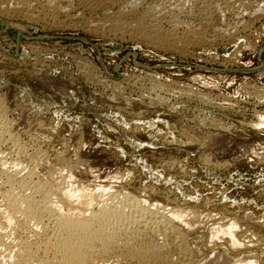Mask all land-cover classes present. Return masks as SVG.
Returning a JSON list of instances; mask_svg holds the SVG:
<instances>
[{
    "label": "rangeland",
    "instance_id": "obj_1",
    "mask_svg": "<svg viewBox=\"0 0 264 264\" xmlns=\"http://www.w3.org/2000/svg\"><path fill=\"white\" fill-rule=\"evenodd\" d=\"M12 1L0 4L12 10ZM176 2L170 0L171 12L161 16V24L167 35L177 37L178 48L115 32L109 23L108 28L105 15L107 10L117 15L114 7L93 11L76 0L69 14L61 13L56 21L42 14L39 4L32 12L34 22L20 12L0 13V97L14 106L20 123L42 125L14 127L27 143L24 156H15L13 145L0 141V161L5 162L0 169L18 166L20 176L34 169L54 184L69 172L57 165L56 157L66 146L71 165L77 173L83 171L74 175L79 184L89 171L93 179L87 175L85 181H93L83 180L86 186L99 182L114 193L136 182L141 194L146 191L143 196L150 193L147 199L157 197L168 209L175 201L212 220L248 215L264 222V14L243 30L250 12L245 0H213L219 11L212 23L202 19L200 4L185 1L194 12L188 16L178 12ZM260 5L253 12L263 10L264 3ZM150 19L146 22L153 25ZM174 20L192 23L203 39L189 37L184 25L174 27ZM44 150L49 159L42 157ZM96 171L99 179L92 175ZM109 175L117 178L112 181ZM2 201L0 192L4 210ZM1 214L0 234H11ZM4 252L0 247V259Z\"/></svg>",
    "mask_w": 264,
    "mask_h": 264
},
{
    "label": "bare ground",
    "instance_id": "obj_2",
    "mask_svg": "<svg viewBox=\"0 0 264 264\" xmlns=\"http://www.w3.org/2000/svg\"><path fill=\"white\" fill-rule=\"evenodd\" d=\"M1 1L3 3L7 0H0V2ZM15 1L14 3H16V6H11L12 10L10 8H3L7 3H4V5L0 4V13L16 14L20 12L18 14H21V17L34 22L35 16H33L34 13L32 12L35 4L40 5L42 14H48V16L50 15L52 19L56 21L61 13H68L70 11H68L69 7L72 9L71 4L76 0ZM78 1L82 2L85 7L87 6L93 11L105 7L116 8L117 11H115L118 13L117 15H114L112 11V13H108L110 10H107V15H105L106 26H108L109 23L110 29L115 30V32L124 31L125 34L131 32L132 34L143 36L151 41L152 44L160 46L165 44L173 46L179 45V40L175 39V35L172 33L167 35L162 29L161 16L169 13L172 9V7L170 9L169 5L170 0ZM185 1H189L192 5ZM245 1L244 4L247 7V12L250 11L248 13L249 20L244 23L242 22L243 26L241 27H243V30H248V28H252V26L258 22L257 20L259 17L264 14V9L258 11L254 10L253 12V8L263 7H261L260 4L264 3V0ZM176 3L179 9L178 12L180 11L181 14L184 13L185 15L188 14V16L194 13L190 6L200 4L203 15L202 19L207 23H212V21L216 20L218 17L219 10H217V6L214 4L213 0H177ZM186 3L190 5V8L186 7L188 6ZM141 7H144L145 11L143 10L142 14L139 12L141 15H138L137 11L141 9ZM130 12L137 13L135 15L131 14L132 17L128 18L127 13ZM185 15L183 16L185 17ZM165 17L167 18V16ZM147 18H151L154 24H147ZM36 20H39V17ZM101 23L103 22L101 21ZM148 23H150V21ZM102 25L103 24H101V26ZM173 25L174 27L184 25L188 36L190 35L195 38V40L203 39V33L198 30L196 31V28L194 27V29L193 24L190 22L174 20ZM151 42L149 44H151ZM12 107L14 108V106ZM12 107H10L6 98L0 97V141L6 140V142H10L14 148V155L19 157L27 154L29 149L26 145L27 143L24 144L20 140V137L13 132V129L16 125H25L28 129L29 127H27L26 124L28 120L25 121V123L22 120L24 124L22 122L20 123L21 120L18 119L19 117L17 118V110L15 111ZM11 115L14 117L13 120L9 119ZM39 125L40 124L32 121L28 123V126L32 128L35 126L38 128ZM40 127H42V125H40ZM62 143H64V141ZM64 144L66 145L67 143ZM69 149H66L65 146L61 153L58 152L56 156L58 157L57 165L59 164L63 170H68L69 176L64 175V178H61L62 180L60 179L61 181H57L54 184L49 183L50 181L46 182V179L44 180L45 177L38 176L34 169L29 170L27 174L23 173L26 174L25 176H20L21 171L17 170V165H15L17 167L14 168L13 171L5 172L1 170L3 168V164H1L0 181L3 183L0 182V184L2 183V186H4V188L0 186L3 188L2 191H0L3 200L1 208H4V210L0 209V212L3 211V215L0 214L4 217L3 223L6 227L11 228L12 231H10L12 235L6 234L9 231L4 234L1 232L2 234H0V247L5 249L0 259V264H264L263 221L258 222L256 219H250L248 215V218L245 217L246 215H243V218L232 216L229 220H226L224 215H221L222 217L220 216V220L213 219V221L210 219V216L205 217V214L203 215L199 209H190V207L189 209H183L180 208L181 206L178 207L175 201L174 203L177 206H173V203L171 208L168 204L169 208H171L168 209L162 206L165 201L162 199V204H160L161 202L158 203L155 195V198H153L155 201L152 202V200L147 199L150 194L148 193L149 191H147L148 196H143L146 191H144L145 193L141 191L143 193L141 194L139 190L134 187V183L136 182H134L133 185H128L124 189H119L117 191L119 194L117 192H112V194L110 190L106 188V185H99V182L98 185H95L94 182V188L92 186L93 184L86 186L83 183L93 181L89 179L85 181L86 177L89 178V176H91L88 171L91 168L86 170L88 171V174H86L89 176L86 175L85 179H82V181L84 180L85 182L81 181L82 184H79L76 182L77 180L74 181V177L76 176L75 173H77V166L71 165V161L73 160L70 161L71 157L68 158L67 156V151H69ZM60 150L61 149H59V151ZM41 152L39 154H41ZM42 157H47L48 159L51 157L49 156L48 150H44ZM0 162L2 163L4 161ZM54 163L52 165H54ZM80 172L83 173L81 169ZM80 172L78 171L79 174H81ZM94 173L95 174L92 173V175L97 177L101 176L100 174L96 175L97 171ZM112 176L109 175L108 178ZM116 178L114 177L112 181ZM98 179H96V181H98ZM65 180H67V182H65V184L67 183V187L63 188L62 185L65 186ZM80 180L78 182H80ZM105 180H107V178ZM73 181L76 182L77 185H75ZM120 186H115L114 189ZM104 193L105 195L106 193L108 195L110 194V198L108 199L106 196V200H101ZM116 193L118 195H116ZM119 195H122V197ZM152 196L153 195L149 197L152 198ZM98 197H100V199ZM162 197L160 196V198ZM165 199L167 200V198ZM166 202H168V200ZM168 205L166 206L168 207ZM250 215L252 216L253 214L251 213ZM2 229H4V227ZM25 230L33 235L31 236L33 237L32 239H30V236L28 237V234H25ZM8 235H11L12 239L10 238L9 240ZM6 238L9 241H7ZM12 253L14 254L12 255Z\"/></svg>",
    "mask_w": 264,
    "mask_h": 264
}]
</instances>
